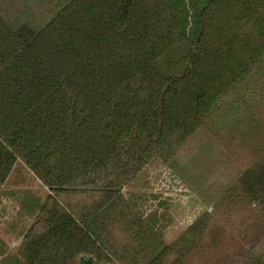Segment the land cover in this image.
<instances>
[{"label":"trees","instance_id":"trees-1","mask_svg":"<svg viewBox=\"0 0 264 264\" xmlns=\"http://www.w3.org/2000/svg\"><path fill=\"white\" fill-rule=\"evenodd\" d=\"M18 160L50 193L1 264H264V0H0V188ZM152 161L208 207L170 241Z\"/></svg>","mask_w":264,"mask_h":264},{"label":"rangeland","instance_id":"rangeland-1","mask_svg":"<svg viewBox=\"0 0 264 264\" xmlns=\"http://www.w3.org/2000/svg\"><path fill=\"white\" fill-rule=\"evenodd\" d=\"M133 187L137 193L134 208L167 241L208 209L192 190L182 188L160 161H152ZM49 193L35 173L18 160L0 188V238L7 248L18 249ZM121 235L116 228L113 236L119 239Z\"/></svg>","mask_w":264,"mask_h":264},{"label":"built area","instance_id":"built-area-1","mask_svg":"<svg viewBox=\"0 0 264 264\" xmlns=\"http://www.w3.org/2000/svg\"><path fill=\"white\" fill-rule=\"evenodd\" d=\"M106 264H110V263H106Z\"/></svg>","mask_w":264,"mask_h":264},{"label":"crops","instance_id":"crops-1","mask_svg":"<svg viewBox=\"0 0 264 264\" xmlns=\"http://www.w3.org/2000/svg\"><path fill=\"white\" fill-rule=\"evenodd\" d=\"M17 163V162H16ZM16 165V164H15ZM15 165H14V167H15Z\"/></svg>","mask_w":264,"mask_h":264}]
</instances>
